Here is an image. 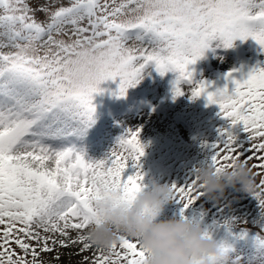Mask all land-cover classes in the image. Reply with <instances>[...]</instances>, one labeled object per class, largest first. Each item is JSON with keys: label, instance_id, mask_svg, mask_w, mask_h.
Instances as JSON below:
<instances>
[{"label": "snow or ice", "instance_id": "snow-or-ice-1", "mask_svg": "<svg viewBox=\"0 0 264 264\" xmlns=\"http://www.w3.org/2000/svg\"><path fill=\"white\" fill-rule=\"evenodd\" d=\"M37 12L45 20L38 22ZM249 38L264 50V0H35V7L32 0H0V264H41L39 252H51L50 244L57 243L67 248L69 239L81 245L79 254L92 253L81 264H146L139 238L119 236L105 253L84 235L102 223L101 202L127 211L149 190L140 164L141 130L127 129L98 161L86 159L76 142L95 123L99 85L119 78L118 98H124L149 65L161 76L177 73L173 99L184 96L182 85L188 84L190 100L205 97L228 122L218 130V143L201 144L210 156L186 182L168 185L171 202L182 206L180 218L202 226L206 239L216 240L220 229L232 235L235 218L221 221L217 215L227 205L217 212L205 208L200 173L212 169L219 175L237 163L249 167L254 187L248 194L260 216L254 250L241 254L227 239L216 240L222 257L206 258L212 264H264V67L240 79L233 70L225 77L232 88L215 91L188 70L212 41L228 49ZM238 125L247 134L246 146L231 131ZM252 160L258 163L249 166ZM129 168L134 172L126 175ZM248 231L240 227L237 239Z\"/></svg>", "mask_w": 264, "mask_h": 264}, {"label": "rangeland", "instance_id": "rangeland-1", "mask_svg": "<svg viewBox=\"0 0 264 264\" xmlns=\"http://www.w3.org/2000/svg\"><path fill=\"white\" fill-rule=\"evenodd\" d=\"M40 2L43 3L44 0ZM116 2L120 3L121 0ZM60 3H67V0H60ZM32 4L35 7V0H32ZM45 18L44 13H36L38 22ZM219 44V40L212 41L204 58L188 66V70L194 74L195 81L204 80L212 85L209 91L226 86L231 89L232 85L225 77L233 70H239L234 72V78L240 79L241 76L246 77L257 65L264 67V50L251 38L246 41L237 39L233 42V47L228 49L218 47ZM144 47L148 46L144 45ZM176 78L177 73L170 71L161 76L154 65H149L140 82L135 87L129 88L124 98H118L119 78L101 83L99 88L102 92L93 96L95 123L88 129L86 136L76 142V146L86 153V159L93 161L104 159L115 145L117 138L127 129L141 130L139 139L145 148L140 164L145 174L144 182L148 186L150 184L147 180H152L151 172L156 174L161 169V164L165 166L168 156L165 157L163 154L170 152V146L185 147V151L195 158L206 156L207 152L201 148L202 143L206 142L210 145V139H207L206 134L208 136L210 133L216 134V131L219 134L218 130L228 127V122L218 114V106L209 105L205 97L201 96L195 101L190 100L191 86L188 84L182 85L186 94L173 99V82ZM231 131L237 137L238 143L241 145L247 143V134L243 131L242 125L232 128ZM156 148H159L160 152L163 150V153L160 154ZM133 172L134 169L129 168L126 175H131ZM168 218L174 216L163 214L161 217V219ZM42 235L51 237L53 234L42 233ZM76 236L77 231H70L71 238ZM54 238L57 241L65 239L60 236ZM68 243L67 248L60 247L58 243L50 244L53 248L51 252H39L37 246L38 260L41 264H81L83 257L91 258L90 251L79 254L81 245L71 244L70 239ZM12 247L20 252L14 244ZM240 253L250 252L240 250ZM27 259L31 262L32 258L29 255Z\"/></svg>", "mask_w": 264, "mask_h": 264}, {"label": "clouds", "instance_id": "clouds-1", "mask_svg": "<svg viewBox=\"0 0 264 264\" xmlns=\"http://www.w3.org/2000/svg\"><path fill=\"white\" fill-rule=\"evenodd\" d=\"M200 183L206 198L216 203L229 188L248 193L254 187L250 168L240 163L219 175L205 169L200 173ZM148 184L149 190L127 211L114 208L110 201L101 202L97 211L102 223L85 231L86 242L107 253L119 236L139 238L148 254L146 264H212L207 255L222 257L218 242L206 239L202 226L181 218L161 219L165 207L172 203L170 188L154 179Z\"/></svg>", "mask_w": 264, "mask_h": 264}, {"label": "trees", "instance_id": "trees-1", "mask_svg": "<svg viewBox=\"0 0 264 264\" xmlns=\"http://www.w3.org/2000/svg\"><path fill=\"white\" fill-rule=\"evenodd\" d=\"M207 133V132H206ZM215 134V133H214ZM213 133L206 134L207 139L209 140L210 145L213 143H218L220 141L219 134L216 131V134ZM237 142V141H236ZM238 145H241L237 142ZM245 145L246 144H242ZM160 154L163 153V150L160 152L159 148H156ZM185 147H178L176 145L170 146L169 151L163 155L168 158L165 161V166L161 164V169L158 173L150 174L151 178L156 180L160 184L171 185L176 183L177 185H183L188 179L192 168L198 165L201 161L205 160L210 156V153L207 152L204 157H192L188 152L185 151ZM243 159V157L241 158ZM226 163V162H225ZM253 163H258L256 160H252L249 162V166ZM156 169V168H154ZM259 177L256 178L257 182L259 181ZM149 181V180H147ZM150 187V186H149ZM221 203H216L214 201H209L205 204L206 209H212L213 212H217V209L223 207V205H227V207H223V212H217L219 219L221 221L228 219L230 217H234L238 228H234L232 231V235H228L226 230L220 229L215 235V239L217 241L227 239L229 243H231L237 252L247 251L252 252L254 239L256 237V232H259V229L256 228L258 225L255 224L256 221L260 219L259 216V207L255 199L248 193L237 191L236 189L229 188L226 190L224 197L221 200ZM200 203V202H198ZM213 204L217 205V208H213ZM181 205H177L175 203H170L164 209L163 214H171L174 218H180V209ZM246 222L247 225H244ZM247 227L249 228L248 235L245 239H237L239 235V228ZM264 235V233H260Z\"/></svg>", "mask_w": 264, "mask_h": 264}]
</instances>
